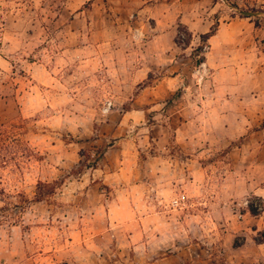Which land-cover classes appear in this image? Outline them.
<instances>
[{"label":"rangeland","instance_id":"obj_1","mask_svg":"<svg viewBox=\"0 0 264 264\" xmlns=\"http://www.w3.org/2000/svg\"><path fill=\"white\" fill-rule=\"evenodd\" d=\"M262 189L264 0H0V264H264Z\"/></svg>","mask_w":264,"mask_h":264},{"label":"trees","instance_id":"obj_2","mask_svg":"<svg viewBox=\"0 0 264 264\" xmlns=\"http://www.w3.org/2000/svg\"><path fill=\"white\" fill-rule=\"evenodd\" d=\"M252 15H253V14L246 13V12H241V14H240L241 17H251ZM179 24H180V26H181L182 23H179ZM255 24L258 26V25H259V22L256 21ZM182 26H183V25H182ZM189 34H190V33H189ZM214 34H215V28H212V30H211L210 32H207V33L201 34L200 36H201V38H202L204 41H208L209 38H210L212 35H214ZM175 42H176L177 44H183V43L185 44V42H186V40H184V39L182 38V32H181L180 30H179L178 33H177V36H176ZM201 48H202V47H198V48H196V50L201 49ZM199 61H200V60H199ZM102 157H103V153H101L100 156H99L97 159L90 161V164L87 165V166H92V167H94L95 164H96V162L99 161L100 159H102ZM43 184H47V183L39 182V185H43ZM39 187H40V186H39ZM40 196H41V193H40V192H37V198H38V199H40ZM263 204H264V203L262 202V203L259 204V206H258V205L255 206L254 203L249 202V203H248V208H249L250 213H251L252 215H258V214H260L261 211L264 210V205H263ZM262 234H263V233H262ZM257 241H259V242H264V239H258V238H257Z\"/></svg>","mask_w":264,"mask_h":264},{"label":"crops","instance_id":"obj_3","mask_svg":"<svg viewBox=\"0 0 264 264\" xmlns=\"http://www.w3.org/2000/svg\"><path fill=\"white\" fill-rule=\"evenodd\" d=\"M171 32H173V31H171ZM173 34V33H172ZM162 35H154L152 38H150L149 39V41H148V44L149 45H151V46H153L155 43H156V41H157V39H159V37H161ZM153 52V51H152ZM145 66H148V65H145ZM144 69H145V67H144ZM114 179V177H110V176H106V178L104 179V181L105 182H109L112 186H115V181L113 180ZM108 183V184H109ZM121 192V191H120ZM264 189H262L261 191L259 190V191H257V193L258 194H260V195H262V196H264ZM117 203V202H116ZM163 262L165 261V260H162ZM159 263H160V260L158 261ZM158 263V264H159Z\"/></svg>","mask_w":264,"mask_h":264},{"label":"built area","instance_id":"obj_4","mask_svg":"<svg viewBox=\"0 0 264 264\" xmlns=\"http://www.w3.org/2000/svg\"><path fill=\"white\" fill-rule=\"evenodd\" d=\"M186 200H187V197L184 193L179 194L172 200L171 205L173 207H181L186 203Z\"/></svg>","mask_w":264,"mask_h":264}]
</instances>
